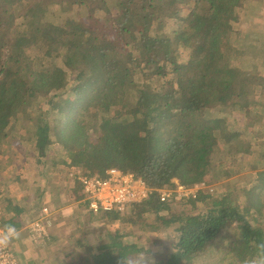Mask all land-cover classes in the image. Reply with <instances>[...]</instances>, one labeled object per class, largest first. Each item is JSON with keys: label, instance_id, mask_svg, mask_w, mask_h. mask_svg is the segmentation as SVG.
Masks as SVG:
<instances>
[{"label": "trees", "instance_id": "trees-1", "mask_svg": "<svg viewBox=\"0 0 264 264\" xmlns=\"http://www.w3.org/2000/svg\"><path fill=\"white\" fill-rule=\"evenodd\" d=\"M74 1L0 0V158L11 154L10 130L25 102L49 98L27 128L33 179L4 195L1 226L24 231L49 205H73L78 217L59 218L51 241L59 226L68 228L59 233L73 241L74 256L86 255L59 264H118L121 253L145 239L157 247L165 235L169 247L157 264H196L229 229L252 256L264 242V126L244 138L248 108L236 106V88L249 82L243 54L228 47L247 35L240 12L250 0ZM215 98L219 107L211 109ZM253 105L264 118V103ZM217 155L227 162L212 176ZM110 170L141 179L151 195L97 217L78 179ZM244 172L238 191L220 186L221 176ZM177 184L207 189L195 200L162 203L160 192Z\"/></svg>", "mask_w": 264, "mask_h": 264}, {"label": "rangeland", "instance_id": "rangeland-1", "mask_svg": "<svg viewBox=\"0 0 264 264\" xmlns=\"http://www.w3.org/2000/svg\"><path fill=\"white\" fill-rule=\"evenodd\" d=\"M82 2V0H77L72 4L80 5ZM247 11L244 10L241 11L242 13L240 12L243 25L242 31H240L246 33L247 35L237 44L229 43L228 45L231 53L236 55L243 54L242 57L244 67L241 68V74L245 76L249 82L248 86L246 87L236 88V95L238 98H236V106H244L248 108L246 118L249 122V126L247 136L244 137L245 139L249 138V135H252L253 138H256L257 136L254 135V131L258 127L264 126V118L260 113L254 111L252 107L253 103L257 100L264 103V47H262L260 42L261 40L264 41V0H250V6ZM249 13H251V17L249 16ZM79 16H82V13H80ZM258 61H260V63ZM241 89L244 90L245 94L242 98H239L238 94L239 90ZM48 100V97H41L38 103L33 100H27L23 106L22 115L14 123L10 130V133L13 137V140L11 141L13 149L11 150V154H9L8 157L0 158V162L2 164V171H0V221L4 220L3 216L6 214L5 203L7 200L4 197L5 193H8V195H15L22 184L24 186H28L30 180L33 179L36 165L34 164L35 157L32 155V148L34 147L35 149V143L34 145H29L27 128L29 127V122L32 120L31 115L33 112L37 109L44 108L48 103ZM217 107H219L218 99L215 98L211 101L210 108L216 109ZM223 111H226V109ZM216 116L220 117L222 120V117L226 116V114L223 113ZM259 138L264 140V134L259 135ZM216 151H219V153L217 152L219 155H226L228 149H220L218 147L216 148ZM219 155L216 156L217 160L213 163L211 169L212 176H216L217 174L221 175L225 170V164L227 161L221 160L222 158H220ZM27 161L29 164L26 163ZM248 161L251 163V166L255 165L257 162V155L254 154L248 157ZM247 175H250V173L244 172V174L234 176L230 179H225L223 176H221L219 182L220 186L225 185L227 187L226 189L228 190L238 191L245 185L244 178L247 177ZM258 185H260L259 182L257 183V186ZM29 187L31 189V186ZM31 202L32 201L29 203ZM31 205H33V203L29 204V206ZM76 216L77 215H74L73 213L71 214L73 219L76 218ZM161 237L169 238V236L166 235L160 236L158 238L160 243L157 247L154 243L149 242L150 248L160 249L155 253L156 259L164 253L167 254V251L164 248L169 247L168 243L170 239L165 240ZM225 240H227L226 244H224ZM25 251L26 254L23 255L22 259L26 264L32 262L38 263V261H25L28 255L29 257L35 259L38 257H43L41 253H39V250L35 247H32L31 244L25 245ZM70 251H72V249H70ZM246 258L248 257H246L243 253L240 235L235 230L231 229L230 231L229 229L223 234L220 241L211 246L205 256L196 261V264H243ZM24 262L23 264H25ZM78 262L82 263V261Z\"/></svg>", "mask_w": 264, "mask_h": 264}, {"label": "built area", "instance_id": "built-area-1", "mask_svg": "<svg viewBox=\"0 0 264 264\" xmlns=\"http://www.w3.org/2000/svg\"><path fill=\"white\" fill-rule=\"evenodd\" d=\"M78 180L85 196V201L83 202L97 217L105 213L110 214L115 210L123 212L129 206L141 205L151 195V192L141 179L119 170L108 171L105 178L85 177ZM206 189L205 186L186 187L178 185L176 191H161L160 200L162 203L167 202L172 197L177 202L195 200L198 194ZM0 227H2L1 222ZM53 229V213L46 208L29 225L27 231L30 240L35 245H44L51 239ZM0 264H22V262L19 256L12 252L9 247L0 252Z\"/></svg>", "mask_w": 264, "mask_h": 264}, {"label": "crops", "instance_id": "crops-1", "mask_svg": "<svg viewBox=\"0 0 264 264\" xmlns=\"http://www.w3.org/2000/svg\"><path fill=\"white\" fill-rule=\"evenodd\" d=\"M11 196H15V195H11ZM52 205L53 204L49 205V209L53 213L54 226L55 227L57 226L56 224H57L59 218H62L63 215H69V214L71 215L72 213L74 214V211L72 209L73 205L62 207V209L61 208L55 209V208H53ZM77 217H78V215L76 216V218ZM7 218H8V215L4 214L3 219H7ZM0 222H2V221H0ZM57 229H58V227H57ZM54 230H56V228ZM60 230H62L65 234H68V232H69L68 228L63 229L62 226H59L57 233H54L55 235L53 234L52 241L50 239L49 242H47L44 245H35L30 240L28 231L24 230L23 231V241L20 242L22 239L18 240L20 242L19 244H18V242L15 241L18 244V248H16V249L14 248V251H12V252L16 253L19 256L22 264L24 262L22 257L24 254H26V251H25V245L26 244H31L32 247L37 248L39 250V253H41V255L43 257H38L35 259V258L29 257V255H28V257L25 261H38L39 264H59V261H66L67 259H69L71 257H72V259H74L73 261H83L85 259L86 254L83 253L81 255L83 260H80L79 256H74V253H75L74 247L75 246H73L71 244L73 241L71 239H69V237L64 236L61 233H59ZM70 249H72V251H70Z\"/></svg>", "mask_w": 264, "mask_h": 264}, {"label": "clouds", "instance_id": "clouds-1", "mask_svg": "<svg viewBox=\"0 0 264 264\" xmlns=\"http://www.w3.org/2000/svg\"><path fill=\"white\" fill-rule=\"evenodd\" d=\"M22 238L23 230L21 228L12 223L4 224L0 227V252L8 249L15 241ZM161 238L165 240L170 239L168 237ZM149 241L150 239L141 241L137 250L121 253L118 264H157L155 253L160 249L150 248ZM226 243L227 240L224 241V244ZM243 264H264V242L256 245L255 253L246 258Z\"/></svg>", "mask_w": 264, "mask_h": 264}]
</instances>
